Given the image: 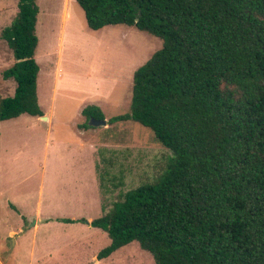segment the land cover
<instances>
[{"label": "trees", "instance_id": "trees-1", "mask_svg": "<svg viewBox=\"0 0 264 264\" xmlns=\"http://www.w3.org/2000/svg\"><path fill=\"white\" fill-rule=\"evenodd\" d=\"M16 1L1 33L14 58L2 77L15 89L0 98V122L43 116L39 8ZM75 1L91 30L125 25L162 41L133 74L129 112L107 123L148 128L171 156L89 223L110 240L97 258L137 242L155 264H264V0ZM81 115L105 118L94 105Z\"/></svg>", "mask_w": 264, "mask_h": 264}, {"label": "rangeland", "instance_id": "rangeland-1", "mask_svg": "<svg viewBox=\"0 0 264 264\" xmlns=\"http://www.w3.org/2000/svg\"><path fill=\"white\" fill-rule=\"evenodd\" d=\"M36 4L43 116L0 122V264H155L137 242L99 260L110 240L89 223L153 181L170 151L133 121L79 126L89 123L81 115L88 105L106 121L129 112L133 74L162 41L125 25L91 30L75 0ZM17 12L16 0H0V98L15 89L2 77L14 58L1 33Z\"/></svg>", "mask_w": 264, "mask_h": 264}, {"label": "water", "instance_id": "water-1", "mask_svg": "<svg viewBox=\"0 0 264 264\" xmlns=\"http://www.w3.org/2000/svg\"><path fill=\"white\" fill-rule=\"evenodd\" d=\"M89 126L91 127H105L107 125V121L106 120H97V119H89Z\"/></svg>", "mask_w": 264, "mask_h": 264}]
</instances>
